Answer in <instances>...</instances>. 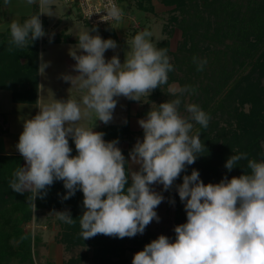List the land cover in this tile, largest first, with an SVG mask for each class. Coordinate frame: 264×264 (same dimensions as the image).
Listing matches in <instances>:
<instances>
[{
  "label": "clouds",
  "instance_id": "9594fccd",
  "mask_svg": "<svg viewBox=\"0 0 264 264\" xmlns=\"http://www.w3.org/2000/svg\"><path fill=\"white\" fill-rule=\"evenodd\" d=\"M36 2L27 0L29 5ZM39 4L48 12L42 10L23 24H10L9 50L13 45L24 48L29 41L45 36L39 15L53 14L50 0H39ZM104 11L107 15L102 21L118 22L123 17L112 0ZM89 31L77 36L78 43L69 52L78 74L63 76L83 93L80 101L55 100L24 121L16 148L25 165L16 169L9 185L16 193H30L33 203L37 197L43 199L55 181H62L67 190L62 202L77 190L83 193L85 210L79 217L83 240L98 234L131 238L143 234L153 220L159 222L155 209L165 198L151 186L171 189L186 167L195 163L205 146L199 133L192 134L190 121L207 128L210 116L194 103L185 105L189 115L182 116L181 98L195 89L171 87L169 91L176 98L151 108L146 118L138 121L143 140H137L129 156L139 170H126L128 162L117 147L119 141L106 142L103 132L93 131L96 123L86 128L80 121L94 114L96 122L109 124L116 98L141 102L142 97L167 84L168 73L174 68L167 49H158L148 30L127 42L129 50L123 63L118 55L105 59L107 50L117 48L116 41L90 35ZM193 63L197 71H203L207 60L194 56ZM69 138L75 144V156L71 155ZM241 160H247L250 173L244 171L231 179L225 176L216 184H205L195 169L191 175H184L176 190L184 204L186 223L175 226L174 242L165 235L158 236L134 254L132 264H264V162L239 153L227 159L225 168L231 171ZM129 175L131 184L126 187ZM54 212L68 225L76 222L69 210Z\"/></svg>",
  "mask_w": 264,
  "mask_h": 264
},
{
  "label": "trees",
  "instance_id": "16d2710c",
  "mask_svg": "<svg viewBox=\"0 0 264 264\" xmlns=\"http://www.w3.org/2000/svg\"><path fill=\"white\" fill-rule=\"evenodd\" d=\"M3 1L0 0V3ZM130 1L118 0L123 17L126 7L131 5ZM157 2L170 10L167 26L164 27L169 30L164 29V32L171 33L176 28L180 31L181 39L174 50H170L167 39L155 44L158 49H167L166 54L174 70L168 73L167 84L148 96V104L160 98L161 90H165L168 84L176 82L179 87L187 85L195 89L194 93H186L181 98L182 103L188 98V102L197 104L210 116L207 128L190 121L193 123L192 134H200L205 148L195 163L187 166L173 187L167 190L168 203L171 204L170 201L174 200V224L177 226L187 221L184 204L176 190V185L182 184L184 175H191L195 169L205 184H216L225 176L231 179L244 174V171L250 173L247 160L239 161L237 167L228 171L225 163L232 155L247 153L248 159L264 162L260 145L264 138V0ZM133 4L136 10L141 9L147 15L154 14L150 0H136ZM38 6L37 2L33 3L30 14L20 17L18 23L23 24L27 19L38 15ZM78 19L84 23L82 19ZM40 20L44 25V20ZM117 23L115 21L114 25ZM9 26L0 32V90L11 91V99L15 103L29 101L35 105L38 92V44L77 43V40L60 32L51 36L50 42V34L44 30L45 36L31 43L29 41V46L18 48L13 45L9 50ZM114 28L111 25L95 29L103 39L110 38L118 42L119 36ZM136 34L137 31L133 30L129 36L134 38ZM194 56L207 60L203 71H197V66L193 63ZM20 59L24 61L23 64L19 63ZM167 90L165 94L170 97L169 101L175 99ZM164 102H156V105ZM182 103L179 109H183ZM246 106L248 109L244 111ZM148 112L143 111L138 115L146 118ZM188 115L186 113L185 117ZM101 132L105 134L103 139L106 142L119 141L117 147L124 156L138 136L143 139L144 135L143 129L134 131L127 123L104 126ZM123 142L129 145L126 149L121 147ZM69 146L72 148L71 155H77L71 138ZM19 166L22 167L21 157H0V264H36V248L40 239L22 229L23 218L29 217L32 211L64 210H69L76 222L68 225L58 219L61 226L58 242L65 250L79 246L85 248L83 254L71 257L66 264H78L88 257L86 252L91 253L93 259L101 264H128L124 254L125 242H128L129 237H109L103 234L87 240L81 237L79 217L85 210L82 191L77 190L74 196L62 202V196L67 190L62 181H55L48 188L47 195L43 199L37 197L33 204L30 193L19 194L10 188L9 181L13 179ZM130 184L129 175L126 187ZM144 233V238L141 239L143 248L150 243L147 227ZM136 236L131 238L135 240ZM135 242H140V239ZM138 247L137 252L140 251ZM108 255L111 257L108 258Z\"/></svg>",
  "mask_w": 264,
  "mask_h": 264
},
{
  "label": "rangeland",
  "instance_id": "374dc122",
  "mask_svg": "<svg viewBox=\"0 0 264 264\" xmlns=\"http://www.w3.org/2000/svg\"><path fill=\"white\" fill-rule=\"evenodd\" d=\"M37 3L39 5V13L42 10L46 13L48 12V8H40L39 0H37ZM50 5L53 14L52 16L40 14V19L42 18L44 20L43 28L44 30H47L46 32H49L50 36H54L60 32H65L68 37L77 40V43V36L81 32L87 31L88 29L90 30V35L100 36L99 31H91L93 28L79 21L78 18L81 19V15L74 5L64 4L62 0H50ZM159 5L156 8L157 15H155V17L152 15L149 16L147 21H141L138 16L134 18L128 10L124 12V17H122L116 25H113L117 35L119 36V40L116 42L117 48L115 50L109 49L105 52L104 55L106 60L111 59L113 55H118L121 63L124 62L125 54L129 50L127 42L130 43L133 39V37H130L129 34L133 30H136L137 33L148 30L152 33L150 39L154 44L167 39L170 44V50H174L176 48L181 39L180 31L174 28L171 33L164 32V29L169 30L164 27L167 26L166 24L170 17V10L161 4ZM31 8L32 4L29 5L27 0H10L8 4H5L4 1L2 4L0 3V30H5L13 21L19 22V18L22 16H28L31 12ZM126 34L128 35L126 36ZM77 43L68 42L49 44L44 42L38 44L37 103L35 105L29 103V101L28 103H21L20 105L22 106V109L24 108V110L34 112V115H36L39 112V107L51 104L55 102V100L66 101L68 99H74L78 102L80 101L83 93L77 87H72L70 82H65L63 79L64 75L74 76L78 74L72 67L76 61L69 55L70 50L75 49ZM81 51H78L77 54H81ZM19 63L23 64L24 61L20 59ZM42 66L43 71L41 70ZM171 87L179 86L176 82L168 84L165 88V90L168 89V94H171L169 91ZM165 90L162 89V96L149 104L148 97H142L141 102L128 100L124 97L116 98L118 103L113 113L114 118L107 125L125 124L126 121L132 130H141L142 128L138 124V121L140 119H144L145 117L138 114L143 111H150L151 108L155 109L157 107L156 102L170 100V97L166 96ZM1 96L0 105L3 106L5 112L7 111V113L14 114L8 97H5V95ZM188 101V98H186V100L182 103L183 109H179L182 116H185L187 113L185 105L191 103ZM5 102L7 108L4 107ZM247 107L248 106L244 108V111H247ZM95 123L96 125L94 126ZM80 124L86 128L94 126L93 131L97 132H101V128L107 126L100 121L96 122L94 114L90 117L82 119ZM138 137L139 138L136 139L135 143L138 139L141 141L143 140L140 136ZM260 145L264 155V138L261 139ZM128 146L127 142H123L121 144L123 149H126ZM133 146H130V151ZM129 152H127L124 156L125 160L128 162V170L138 171L139 165L131 162ZM151 187L156 192L161 193L165 199L155 209L160 218L159 222L153 220L147 226L150 242L157 239L160 235H165L169 237L170 242H174L175 224L173 204L168 203L167 191L163 189L162 185L156 184ZM22 229L40 239V243L36 248V264H66L71 257L79 256L85 252V248L80 246L71 250H65V247L58 242L61 226L54 211H32L29 217L23 218ZM144 234L145 233L138 234L135 237V240L139 238L140 242H135L132 238H129L128 242H125L126 252L124 256H126L128 264H132L134 254L137 253L138 246L140 251L144 249L143 246H141L143 244L141 243V239L144 238L142 237ZM142 241L146 243L144 239ZM86 254L88 257L79 261L78 264H101L98 260L93 259L91 253L86 252ZM109 257H111V255H108V258Z\"/></svg>",
  "mask_w": 264,
  "mask_h": 264
},
{
  "label": "crops",
  "instance_id": "0c3cea01",
  "mask_svg": "<svg viewBox=\"0 0 264 264\" xmlns=\"http://www.w3.org/2000/svg\"><path fill=\"white\" fill-rule=\"evenodd\" d=\"M134 1L131 0V5L129 7H126L129 13L134 16V18L138 16L141 21H147V18L149 16L152 15L155 17V15H157L156 8L159 5L157 0H150L151 6L154 9V14L149 13L148 15L141 9L135 10V5L133 4ZM1 31L2 30H0V32ZM1 95H5V97H8L12 112L14 114L7 113V111L5 112L3 106L0 105V157H21L23 167L25 165V161L21 154L18 152L16 145L19 141V136L23 131L24 121L33 118L35 115L34 112H29L28 110H24V108L22 109V106L20 105L21 103L13 102L11 99V91L0 90V100L2 97ZM4 107L7 108L6 102Z\"/></svg>",
  "mask_w": 264,
  "mask_h": 264
},
{
  "label": "built area",
  "instance_id": "2783aa9c",
  "mask_svg": "<svg viewBox=\"0 0 264 264\" xmlns=\"http://www.w3.org/2000/svg\"><path fill=\"white\" fill-rule=\"evenodd\" d=\"M64 4L74 5L80 15L81 19L87 26L91 28H106L107 26L114 25V20L109 22L102 21L101 17L107 15L104 11L108 0H62ZM119 8L118 0H112Z\"/></svg>",
  "mask_w": 264,
  "mask_h": 264
}]
</instances>
